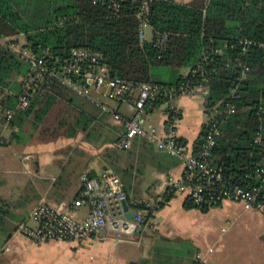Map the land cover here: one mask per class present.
<instances>
[{
  "label": "trees",
  "instance_id": "1",
  "mask_svg": "<svg viewBox=\"0 0 264 264\" xmlns=\"http://www.w3.org/2000/svg\"><path fill=\"white\" fill-rule=\"evenodd\" d=\"M34 3L0 0V106L15 110L10 125L31 118L38 140L63 137L74 94L57 77L46 76L35 88L45 91H35L29 107L16 111L15 80L32 74L21 55L28 51L43 58L49 70L59 73L73 50L88 49L101 55L99 64L108 78L151 84L176 95L182 87L203 89L207 121L192 154L199 151L208 126L216 124L219 133L211 156L223 179L230 186L256 187L264 195V0H194L186 5L156 0L149 5L146 23L138 15L139 0H117L116 12L107 0ZM143 24L153 32L150 42L140 39ZM20 36L25 44L17 50ZM162 36L166 38L159 46L157 37ZM164 103L161 99L153 108ZM230 105L235 106L233 114L227 113ZM172 112L167 108L170 119H180ZM175 142L186 146L182 140ZM174 193L168 188L156 211ZM184 208L202 213L210 209L197 208L188 198ZM152 215L148 210V220Z\"/></svg>",
  "mask_w": 264,
  "mask_h": 264
},
{
  "label": "crops",
  "instance_id": "2",
  "mask_svg": "<svg viewBox=\"0 0 264 264\" xmlns=\"http://www.w3.org/2000/svg\"><path fill=\"white\" fill-rule=\"evenodd\" d=\"M173 1L186 5L194 0ZM142 35L145 41L143 28ZM18 40L25 44L24 37ZM22 83L20 78L14 83L18 96ZM204 96L201 89L173 103L180 115L173 134L185 142L186 156L192 155L207 121ZM99 102L126 119L133 114L132 101L118 103L99 97ZM69 105V129L63 128L65 135L56 140H38L31 118L0 127V264H264L262 214L233 201H224L206 213L185 209L188 190L182 159L145 139L120 147L123 128L113 125L99 106L76 95H70ZM166 110L162 105L145 117L144 127L154 129L158 141L169 133ZM104 170L119 177L129 209L134 202L162 199L169 177L185 188L153 213L141 233L123 241L101 234L36 244L24 234V228H37L31 216L39 203L54 208L71 203L82 189L81 176L86 173L95 178ZM87 212L81 208L73 216L83 221Z\"/></svg>",
  "mask_w": 264,
  "mask_h": 264
},
{
  "label": "built area",
  "instance_id": "3",
  "mask_svg": "<svg viewBox=\"0 0 264 264\" xmlns=\"http://www.w3.org/2000/svg\"><path fill=\"white\" fill-rule=\"evenodd\" d=\"M127 1V0H122ZM156 0H139V17L146 23L149 5ZM94 4L102 3V0H92ZM111 8L116 12L119 9L117 0H107ZM145 26V24H143ZM142 26V28H143ZM140 30V39L142 38ZM165 36L157 37V45L161 46ZM22 58L29 63L32 74L23 79L22 90L16 106V111H25L31 102L35 91L44 92L37 88L46 76L57 77L61 84L68 88L74 95L85 98L89 102L99 106L102 113L110 116L111 123L121 126L124 130L120 147H124L134 139H145L156 143L162 150L171 156L183 160L184 181L188 190L187 198L192 204L200 208L204 205L212 208L224 201L243 203L248 209L264 216V195L256 187L230 186L222 177L220 169L212 160L211 150L215 146L218 129L216 124L208 126L199 151L195 155H185V150L175 141L173 129L178 121L177 117L169 118L167 114V136L158 141L155 130L145 128V117L149 110H153L154 104L165 99L164 105L171 109L174 115L178 111L173 106L174 100L183 95H192L200 91L199 88L182 87L180 94L176 95L171 90L159 88L151 84H133L118 77L108 78L104 66L99 64L101 55L88 49H77L71 52L68 60L60 67L61 72L56 73L48 69L43 58H38L28 51L22 52ZM207 57L204 56L203 61ZM235 88L232 89V93ZM99 97L114 102L132 101L133 114L126 119L116 109L101 104ZM238 99V96H236ZM235 106L227 107V113L233 114ZM15 110L4 109L0 106V117L5 124H9ZM0 143L2 140L0 139ZM82 189L78 197L71 203L61 208H54L41 202L32 212L31 218L37 224V228H24V234L36 244L46 242H69L88 238L90 235H109L113 241H123L126 238L137 236L142 232L148 222V210L156 211L161 199L149 202H134L132 209L128 211L134 214L132 219L125 218L122 202H127V195L122 190L119 177L110 170H104L98 177L90 178L86 173L81 176ZM167 187L170 191L184 189L181 181L169 177ZM87 208L88 212L83 221L76 219L75 211Z\"/></svg>",
  "mask_w": 264,
  "mask_h": 264
},
{
  "label": "rangeland",
  "instance_id": "4",
  "mask_svg": "<svg viewBox=\"0 0 264 264\" xmlns=\"http://www.w3.org/2000/svg\"><path fill=\"white\" fill-rule=\"evenodd\" d=\"M34 2H35V0H29L30 5L35 4ZM21 7L22 8L24 7V9H25V6H21ZM143 33H144V40L150 42L152 39V30L148 25L143 27ZM21 43H23V40H18V45H17L16 49H19L20 47H22ZM153 118H156V116H153ZM24 139H26V138L24 137ZM35 225H36L35 226V228H36L37 224L35 223Z\"/></svg>",
  "mask_w": 264,
  "mask_h": 264
},
{
  "label": "water",
  "instance_id": "5",
  "mask_svg": "<svg viewBox=\"0 0 264 264\" xmlns=\"http://www.w3.org/2000/svg\"><path fill=\"white\" fill-rule=\"evenodd\" d=\"M122 208H123V211L125 212V218L126 219H132L134 214L132 212L128 211V205H127L126 201L122 202Z\"/></svg>",
  "mask_w": 264,
  "mask_h": 264
}]
</instances>
